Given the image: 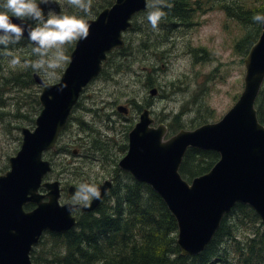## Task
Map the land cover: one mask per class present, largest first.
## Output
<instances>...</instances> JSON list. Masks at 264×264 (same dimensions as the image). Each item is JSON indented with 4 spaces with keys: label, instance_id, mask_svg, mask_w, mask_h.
Wrapping results in <instances>:
<instances>
[{
    "label": "rangeland",
    "instance_id": "1",
    "mask_svg": "<svg viewBox=\"0 0 264 264\" xmlns=\"http://www.w3.org/2000/svg\"><path fill=\"white\" fill-rule=\"evenodd\" d=\"M114 1L91 0L87 14L70 6L67 0L47 6L42 4L41 7L45 13L51 7L57 13L63 10L87 19L95 18L98 11ZM198 1L195 6L192 5L187 20L165 14L157 30H153L147 20L148 12L152 10L149 7L133 17L135 27L124 33L128 48H116L109 53L103 71L86 86L72 111L57 144L59 151L47 153L53 167L49 177H61L64 182L79 185L82 182L96 183L113 173L115 185L120 181L124 183L129 178L119 172L118 163L127 149L124 150L121 145L126 143V132L140 119L144 108L153 111L157 123H175L172 130L176 132L183 127L192 128L218 120L235 103L244 88L245 57L251 48L243 51L236 46L247 36L250 27L224 5H233L239 11L245 7L239 8V4L247 2V6L255 10L257 7L264 8V0ZM152 2L149 0V4ZM21 42L9 46L21 58V65L10 67L11 57L0 54V89L5 88L2 96L6 99L5 103H0V173L10 167V156L21 147V127L28 125L34 128L42 108L38 100L42 87L34 74L38 72L23 66L24 60H35L37 57L32 52L33 45L29 40L25 44ZM75 44L65 46L69 58ZM68 64L52 75L38 74L53 83L60 79ZM24 81L29 84L22 86L21 82ZM153 88L156 89L154 93ZM263 89L264 82L260 97ZM260 103L257 102V107ZM118 105L128 107L129 113L119 111ZM176 114H179L177 118ZM85 119L95 120V127L103 135L104 141H100L94 150L103 152L104 160L86 156L84 149L87 141L94 147L95 140L90 142L94 132L87 130L91 124ZM75 148L78 153H71ZM68 195L73 196L69 192ZM233 219L239 224V227H233L236 237L221 238L222 241L227 239V242L219 245L220 249L228 246V252L220 251L211 260L217 261L223 256L221 262L215 264H264V236L258 239L257 252L250 256L248 254L252 239L258 237V230L264 232L263 222L256 223L239 212L233 214ZM175 234L177 238L178 229ZM58 244L55 247L52 241H48L39 245L36 255H41L38 260L40 264H55L53 255L64 252L66 247L60 241ZM190 262L195 264L198 261Z\"/></svg>",
    "mask_w": 264,
    "mask_h": 264
},
{
    "label": "water",
    "instance_id": "2",
    "mask_svg": "<svg viewBox=\"0 0 264 264\" xmlns=\"http://www.w3.org/2000/svg\"><path fill=\"white\" fill-rule=\"evenodd\" d=\"M147 6L148 0H116L106 6L95 18L86 19L88 37L76 42L59 81L47 83L35 74L44 83L37 125L23 127L22 146L10 157V168L0 174V264H34L31 250L44 230L62 231L76 224V206L60 200L59 180H43L51 169L43 152L56 145L84 86L100 73L108 53L125 44L123 31ZM245 67L241 94L218 120L181 128L164 138L168 125H153L155 118L145 108L129 133L128 152L119 161L162 195L177 219L182 254L202 251L237 202L251 205L264 222V123L256 106L264 80V23L245 57ZM62 84L67 86L61 91ZM119 108L126 110L123 105ZM191 146L215 149L220 157L210 170L190 181L179 167ZM110 182L98 186L101 196ZM42 185L48 190L41 191ZM99 201L84 208H94ZM28 202L36 205L27 209Z\"/></svg>",
    "mask_w": 264,
    "mask_h": 264
},
{
    "label": "trees",
    "instance_id": "3",
    "mask_svg": "<svg viewBox=\"0 0 264 264\" xmlns=\"http://www.w3.org/2000/svg\"><path fill=\"white\" fill-rule=\"evenodd\" d=\"M164 2L171 5L170 8L163 9L167 15H177L185 20L191 14L192 5L199 3L198 0ZM239 5V8L243 5L245 7L237 11L233 5L224 6L232 14H236L243 24L250 27L247 36L236 46L238 49L248 51L262 31V23L255 22L253 16L258 10H261L260 14H264V8L257 7L254 10L247 6V2ZM27 41L28 39L23 37L21 44ZM126 48L128 47L124 49ZM27 83L28 81H24L21 85L27 86L29 84ZM4 89H0V103L6 102L2 96ZM261 95V99L258 98L261 102L258 114L264 123V89ZM178 116L179 114L175 115L176 118ZM174 124L169 123V127L175 128ZM219 157L220 154L215 149L190 147L183 157L180 171L191 180L194 176L208 171ZM127 178H129L127 181L124 183L120 181L111 189L109 193L111 199L107 198L95 210L88 211L83 216L79 215V221L75 226L65 231H47L32 250L34 264H40L38 260L41 255H36V249L48 241H52L55 247L59 245V241L66 246L65 254L61 255L64 252L60 251L53 255L52 261L55 264H192L190 262L192 260L198 261L195 264H208L220 251L228 252V246L219 248L221 242H227V239L222 241L221 238L236 237L233 227H239V224L237 221L233 222L234 213L246 214L256 223L261 221L253 207L238 203L226 214L215 238L204 252L182 254L178 238L176 234L174 235L178 229L177 219L162 195L151 184L138 180L133 175H127ZM26 206L31 208L34 203L29 202ZM256 234L258 237L252 239L250 253L247 251L249 256L257 252L258 239L264 236L263 231L258 230Z\"/></svg>",
    "mask_w": 264,
    "mask_h": 264
},
{
    "label": "clouds",
    "instance_id": "4",
    "mask_svg": "<svg viewBox=\"0 0 264 264\" xmlns=\"http://www.w3.org/2000/svg\"><path fill=\"white\" fill-rule=\"evenodd\" d=\"M56 3H59V0H2L0 54L11 57L10 67L15 68L22 63L21 58L15 55L9 46L18 44L25 32L28 33V40L33 45L32 52L37 58L24 60V67L52 75L56 70L70 63L65 46L86 39L90 25L82 16L69 14L63 10L57 13L51 7L45 13L41 7L42 4L47 6ZM67 3L86 14L91 8V0H67ZM148 7L152 10L148 12L147 20L152 29L157 30L166 14L163 9L170 8L171 5L166 4L164 0H153ZM253 20L264 23V14H255ZM66 86L62 84L59 90L62 91ZM99 199H101L100 188L94 182H82L76 188L71 205L88 207L93 200Z\"/></svg>",
    "mask_w": 264,
    "mask_h": 264
},
{
    "label": "flooded vegetation",
    "instance_id": "5",
    "mask_svg": "<svg viewBox=\"0 0 264 264\" xmlns=\"http://www.w3.org/2000/svg\"><path fill=\"white\" fill-rule=\"evenodd\" d=\"M0 3H2V0H0ZM133 26L135 27V23L133 22ZM169 41V39H167V42ZM154 43V42H153ZM145 46H146V44H145ZM147 47V46H146ZM119 106L120 105H118V109H119V111H120V108H119ZM126 108V110H122L121 112H123V113H125V114H127V113H129V108L128 107H125ZM88 109V108H87ZM152 115L155 117V119H156V116H155V114L153 113V111H152ZM85 121H87L88 122V124L90 123L91 124V126L90 127H87V130L88 129H90V130H92L93 132H94V135L93 136H91L90 138H91V143L94 141V144H93V146L94 147H92L91 146V144L89 145L88 144V142L89 141H87V145H86V147H85V149H84V151L86 152V156H91V157H93L94 158V160H99V157L101 158L100 160H104V156H105V154L103 153V152H101V151H95L94 149H95V147L99 144V142L100 141H104V139H103V135H101V131L100 130H97V128L95 127V125H94V121L95 120H89V119H85ZM84 121V123L86 124L87 122H85ZM156 122H157V119H156ZM156 122H154V124L156 123ZM69 123V122H68ZM68 123H67V125H68ZM67 125H66V127H67ZM131 125V124H130ZM175 132V131H174ZM129 133H130V131L129 132H126V139H127V141H126V143H123L122 145H121V148H123L124 150L125 149H127V150H125V153H126V151H128V146H129ZM173 133V132H172ZM58 143H59V141H58ZM57 143V144H58ZM57 144H56V146H54V147H52V148H50V149H48L46 152L49 154V153H51L52 151H59V149L57 148ZM99 150L100 149H102L101 147H97ZM123 150V151H124ZM71 153H74V154H76V153H78V149L77 148H75L74 150H72L71 151ZM83 155V154H82ZM124 155V154H123ZM48 159H50V158H48ZM85 162V161H84ZM84 162H83V164H84ZM119 165V164H118ZM82 166V165H81ZM115 171V170H114ZM119 172L121 173V174H123V175H125V176H127V175H131L130 173V171H128V170H125V169H122V168H120V166H119ZM50 175H49V173H47V174H45V177H44V179H53V180H59L60 181V184H61V197H62V200H65V201H72V198H73V196H70V195H68V192L69 193H71V194H73L74 195V193H75V191H76V188L78 187V185L76 184V183H70V182H68V181H66L65 180V182L62 180V178L60 179H57V178H51V177H49ZM107 177V178H106ZM106 177H104L102 180H98L95 184L96 185H98L99 183H101V182H104L105 180H107V179H112V181L110 182L111 184L107 187V190H105L104 191V193L102 194V196H101V199H100V201H99V203L94 207V208H91V209H86V208H84L83 206H76L74 209H73V213L76 215V216H78L79 217V215H81V214H85V212H84V210H87V211H91V210H95L97 207H98V205L100 204V203H102L103 201H105L107 198H108V195H109V193L111 192V189H113L114 188V181L113 180H115V176H114V174L113 173H111L110 175H108V176H106ZM99 178V177H98ZM86 181H88V178L86 177ZM41 190L42 191H47L48 189L45 187V186H41ZM104 190V189H103ZM32 203H34V202H32ZM36 204L34 203V206H35ZM219 262H221L220 260H217V261H215L214 262V264L215 263H219Z\"/></svg>",
    "mask_w": 264,
    "mask_h": 264
},
{
    "label": "bare ground",
    "instance_id": "6",
    "mask_svg": "<svg viewBox=\"0 0 264 264\" xmlns=\"http://www.w3.org/2000/svg\"><path fill=\"white\" fill-rule=\"evenodd\" d=\"M88 19V18H87ZM133 27V23H132V25L131 26H129L128 27V29H130V28H132ZM123 38H124V40H125V44L123 45V46H120V48L121 49H123V48H125L126 47V39H125V34H124V36H123ZM76 45V44H75ZM73 50V49H72ZM72 52V51H71ZM259 98H260V94H259ZM125 107V106H124ZM145 109V108H144ZM143 109V110H144ZM71 114H72V112L69 114V116H68V122H69V119H70V116H71ZM150 114H152V111H151V109H150ZM65 128L66 127H64L63 128V130H62V132L65 130ZM50 165H51V169H49L48 171H47V173H49V172H51L52 171V169H53V167H52V164H51V162H50ZM110 180H112V179H110ZM114 181V186H115V180H113ZM59 183H60V181H59ZM60 188H61V184H60ZM62 189V188H61ZM109 196H110V194L108 195V198H109ZM238 204V203H237ZM237 204H235V205H237ZM234 205V206H235ZM233 206V207H234ZM84 212L86 213V212H88L87 210H84ZM84 214H81V216H83ZM77 217V222H76V224L78 223V221H79V217L78 216H76ZM75 224V225H76ZM47 231H51V230H49V229H46V230H44L43 231V233H42V235H41V237H40V239L34 244V246H33V249H34V247L37 245V243H39V241L42 239V236L44 235V233H46ZM214 238H212L211 239V241L206 245V247L202 250V251H200V253H202V252H204V250L208 247V245L212 242V240H213ZM199 253V252H198ZM214 257H216V256H214ZM213 257V258H214ZM219 258V257H218ZM33 260V259H32ZM220 261L222 260V258L221 259H219ZM34 262V261H33ZM214 260L212 261H210L208 264H214Z\"/></svg>",
    "mask_w": 264,
    "mask_h": 264
}]
</instances>
